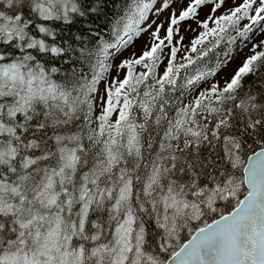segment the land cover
<instances>
[{"label": "snow or ice", "instance_id": "6c2138e0", "mask_svg": "<svg viewBox=\"0 0 264 264\" xmlns=\"http://www.w3.org/2000/svg\"><path fill=\"white\" fill-rule=\"evenodd\" d=\"M0 264H264V0H0Z\"/></svg>", "mask_w": 264, "mask_h": 264}, {"label": "rangeland", "instance_id": "374dc122", "mask_svg": "<svg viewBox=\"0 0 264 264\" xmlns=\"http://www.w3.org/2000/svg\"><path fill=\"white\" fill-rule=\"evenodd\" d=\"M206 11H207V9H205L204 11H202V12H201V15L203 16L204 13H205ZM161 19H163V17H161ZM138 47H139V46H138ZM245 51H247V50H245ZM241 59H243L242 56H241V57H238L237 60H236V62L233 63L232 66L230 67L229 71H231L232 68H235V67H236V64H238V63L240 62Z\"/></svg>", "mask_w": 264, "mask_h": 264}]
</instances>
